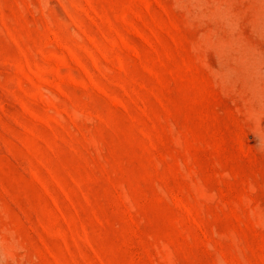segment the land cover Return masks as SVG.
<instances>
[{
  "label": "rangeland",
  "instance_id": "374dc122",
  "mask_svg": "<svg viewBox=\"0 0 264 264\" xmlns=\"http://www.w3.org/2000/svg\"><path fill=\"white\" fill-rule=\"evenodd\" d=\"M0 264H264V0H0Z\"/></svg>",
  "mask_w": 264,
  "mask_h": 264
}]
</instances>
